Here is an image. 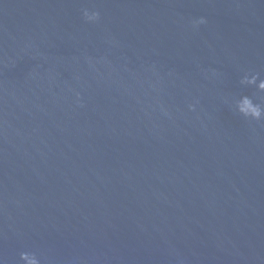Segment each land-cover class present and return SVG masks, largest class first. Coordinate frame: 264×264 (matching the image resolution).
Returning <instances> with one entry per match:
<instances>
[{
	"label": "water",
	"instance_id": "1",
	"mask_svg": "<svg viewBox=\"0 0 264 264\" xmlns=\"http://www.w3.org/2000/svg\"><path fill=\"white\" fill-rule=\"evenodd\" d=\"M246 73L264 0H0V264H264Z\"/></svg>",
	"mask_w": 264,
	"mask_h": 264
},
{
	"label": "clouds",
	"instance_id": "2",
	"mask_svg": "<svg viewBox=\"0 0 264 264\" xmlns=\"http://www.w3.org/2000/svg\"><path fill=\"white\" fill-rule=\"evenodd\" d=\"M82 16L86 22L93 23L99 20V13L88 9L82 11ZM205 23L203 19L197 22ZM240 85L245 88L254 87L257 93L264 94V79L258 75L246 73L240 79ZM235 113L245 120L264 121V96L253 98L246 94H239L228 101ZM20 264H41L40 259L34 253L22 252L19 256Z\"/></svg>",
	"mask_w": 264,
	"mask_h": 264
}]
</instances>
